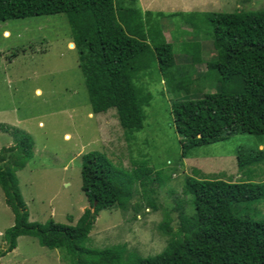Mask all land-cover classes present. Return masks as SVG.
Here are the masks:
<instances>
[{"label": "trees", "instance_id": "trees-1", "mask_svg": "<svg viewBox=\"0 0 264 264\" xmlns=\"http://www.w3.org/2000/svg\"><path fill=\"white\" fill-rule=\"evenodd\" d=\"M54 13L66 17L91 113L113 108L126 139L142 127L144 107L151 99L144 79L151 81L160 74L168 91H188L192 80L188 84V77L175 80L182 68L174 65L171 43L162 33V11H141L136 0H0V21ZM170 15H180L195 32L194 12ZM201 16L214 50L203 75L214 78L217 87L170 102L181 157L232 134L264 136V8L206 11ZM198 48L196 40L181 44L192 63L201 61ZM0 129L9 130L14 140L0 148V189L13 214L12 225L2 232L0 257L16 246L18 236L27 235L41 246L59 249L65 264H264V218L253 219L240 211L241 204L264 197L263 182L253 179L264 166V146L236 150V168L244 179L186 174L182 193L188 195L192 211L186 213L177 203L176 227L169 225L167 213L157 225L168 236L165 246L140 256L121 244L93 248L84 243L100 209L125 208L135 184L145 189L151 181L163 183L167 177L160 169L145 160L126 168L99 151L85 152L79 173L88 205L74 224L52 218L29 221L15 173L32 157L33 142L16 127L0 125ZM147 205L156 209L151 200Z\"/></svg>", "mask_w": 264, "mask_h": 264}, {"label": "rangeland", "instance_id": "rangeland-1", "mask_svg": "<svg viewBox=\"0 0 264 264\" xmlns=\"http://www.w3.org/2000/svg\"><path fill=\"white\" fill-rule=\"evenodd\" d=\"M136 6L141 11L163 12L160 25L171 43L174 65L189 74L181 71L175 80L188 77L187 84L192 80L188 91H168L160 74L151 81L144 79L151 99L144 107L142 127L126 139L113 108L90 111L65 15L6 19L0 21V125L25 131L33 142L32 157L15 173L29 221L44 223L52 218L74 224L88 205L79 173L80 156L85 152L99 151L111 163L126 168L133 161L145 160L153 169H160L167 177L163 183L151 181L145 189L135 184L125 208L100 209L84 243L93 248L121 244L127 252L148 256L160 252L167 242L168 236L157 226L165 214L175 228L177 203L181 202L186 213L192 211L188 195L182 193L186 174L244 179L236 168V150L264 146V136L236 133L194 147L181 157L180 136L169 114L172 100L200 96L217 87L214 78L203 75L205 61L213 57L214 50L202 12L264 8V0H136ZM175 11L195 13V32L180 15L169 16ZM189 40L199 42L198 63H192L190 55L181 50V44ZM13 142L10 131L0 129V148ZM260 167L253 179L264 184V166ZM149 200L156 209L147 205ZM240 209L241 214L262 219L264 197L241 204ZM12 223L13 214L0 189V248L4 246L2 232ZM59 252L39 245L34 237L20 235L16 246L0 257V264H65Z\"/></svg>", "mask_w": 264, "mask_h": 264}]
</instances>
